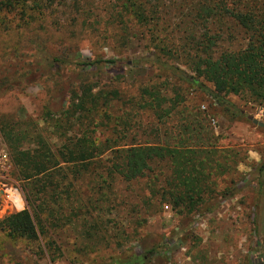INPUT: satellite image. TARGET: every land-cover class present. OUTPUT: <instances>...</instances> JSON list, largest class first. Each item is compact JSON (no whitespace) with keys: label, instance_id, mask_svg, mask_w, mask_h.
<instances>
[{"label":"trees","instance_id":"1","mask_svg":"<svg viewBox=\"0 0 264 264\" xmlns=\"http://www.w3.org/2000/svg\"><path fill=\"white\" fill-rule=\"evenodd\" d=\"M161 2L101 0L96 5V0H0V32L13 34L15 42L1 74L11 68L20 84H49V97L59 94L67 100L66 108L55 116L45 108L41 130L28 125L2 132L27 202L25 211L0 221V233L9 242L36 245L55 263L65 256L59 235L73 233L76 220L85 224L95 220L100 221L99 225L92 224L97 229L84 230L87 234L81 240L76 237L75 245L88 255L104 242L100 230L105 234L112 231L107 242L118 249L109 247L112 255L96 257L93 264H165L166 253L181 232L165 238L141 237L136 248H126L121 241L127 234L124 225L99 219L119 204L114 194L117 178L128 185L143 182L140 203L145 212L153 210L152 215L167 205L181 208L185 217L198 212L207 215L243 189V185L234 187L238 180L234 174L245 160L242 152L217 148L220 137L206 125H179L174 129L162 125V131L143 132L147 138L143 142L134 141L132 125H123L118 119L115 125H104L111 118V103L122 101L121 95L116 90L94 93L95 86L89 85L82 70L109 65L121 71L124 66L147 70L149 79L169 72L208 95L218 106L231 107L227 98L239 96L264 108V0H192L186 6V17L200 28V35L191 36L180 52L168 38L167 44H156L131 66L117 60L73 61L67 48L54 55L47 38L41 37V32L48 29L58 30L64 24L68 28L73 13L77 19L83 16L80 31L92 29L105 34L115 26L116 38L124 40L131 34L130 24H134L153 33ZM151 40L154 42V37ZM180 54L190 61L193 76L161 60ZM77 71L84 74L77 78ZM164 89L160 83L142 86L140 101L133 107L154 111L160 118L169 116L181 99L177 96L167 101ZM235 114L237 118L241 115L239 111ZM75 122L77 125H73ZM263 172L264 163L257 165V175ZM224 177L229 178L231 187L218 191V182ZM240 182L244 184L243 178ZM258 185L262 189V182ZM263 245L260 240L255 242L252 264H264Z\"/></svg>","mask_w":264,"mask_h":264},{"label":"rangeland","instance_id":"2","mask_svg":"<svg viewBox=\"0 0 264 264\" xmlns=\"http://www.w3.org/2000/svg\"><path fill=\"white\" fill-rule=\"evenodd\" d=\"M189 2L192 0H162L158 11V24L153 33H148L149 29L130 24L131 34L124 40L122 37L116 38L118 30L115 26L111 27L112 32L105 34L93 32L92 29L84 31L81 28L80 31L83 16H78L77 19L74 13L73 22L68 28L64 24L58 30L48 29L41 32V37L47 38L48 49L54 55L61 48H67L73 56V61L79 58L82 59L80 62L85 59L117 60L131 66L132 61L147 55L156 44H167L168 38L180 52L191 36L200 35V28L191 25L190 19L186 17V6ZM100 3L101 0H96V5ZM109 7L110 5L107 6ZM151 37H154V42ZM13 40V34L0 32V147L7 150L2 136L3 130L23 129L28 125H35L41 130L45 125V108L55 116L67 105V100L59 94L48 96L49 84L22 85L17 80L18 75L13 73L11 68L8 69L9 73L1 74L4 60L7 56H12L11 49L15 47ZM161 60L189 75H194L190 61L183 54L168 59L161 57ZM82 71L88 76L89 85L95 86L94 93L116 90L121 95L122 101L111 103V118L104 125H115V119L120 120L123 125H132L131 134L135 137L134 141L142 142L147 139L142 135L143 132L162 131V125L167 129H174L179 125H206L215 137H220L216 143L217 148L240 150L245 158L244 163L238 166L237 174H234L238 179L234 187L243 185V189L212 213L204 215L198 212L185 217L181 208L167 205L168 207L163 206L159 213L152 215L153 210L145 212L140 203V197L144 195L140 185L143 182L128 185L117 178L114 194L119 204L110 214L106 213L104 218L99 219L102 222L115 221L124 225L127 234L121 241L125 243L126 248H136L137 239L141 237L153 235L165 238L174 232H181L177 242L167 251L165 264H252L255 242L260 240L264 244V172L260 176L256 173V166L264 163V129L254 126L247 117L251 116L264 123V108L239 96L227 98L231 107L218 106L208 95L185 84L169 72H162L149 79L146 78L147 70H129L124 66H121V71L109 65H97ZM76 73L78 78L81 72ZM159 83L165 86L162 93L167 101L177 96L181 99L178 108L165 118H160L154 111L133 107L136 101H140L142 86ZM205 85L212 89L210 84ZM168 105L170 104L166 107L169 108ZM237 111L241 113L238 118L235 114ZM241 178L244 184H240ZM259 182L263 184L262 189L259 188ZM227 187H231L229 178L224 177L218 182L217 190L222 191ZM24 188L23 184V192ZM213 203L215 202L209 204ZM11 214L5 207H0V221ZM94 221L85 224L76 220L73 233L59 235L65 256L55 263L50 262L46 253L42 255L36 245L9 242L0 233V264H93L96 257L108 258L112 255L109 247L118 249L114 243L109 246L107 242L109 236L113 235L112 231L105 234L100 230L99 235L104 242H100L96 249H91L88 255L75 245L76 237L81 240L82 235L87 234L84 230L97 229V226L92 224L99 225L100 221ZM85 225L91 226L84 227ZM261 250L264 253V245Z\"/></svg>","mask_w":264,"mask_h":264},{"label":"built area","instance_id":"3","mask_svg":"<svg viewBox=\"0 0 264 264\" xmlns=\"http://www.w3.org/2000/svg\"><path fill=\"white\" fill-rule=\"evenodd\" d=\"M211 123L215 125L214 121ZM22 186L8 150L0 147V207H5L12 214L25 211L27 202Z\"/></svg>","mask_w":264,"mask_h":264},{"label":"water","instance_id":"4","mask_svg":"<svg viewBox=\"0 0 264 264\" xmlns=\"http://www.w3.org/2000/svg\"><path fill=\"white\" fill-rule=\"evenodd\" d=\"M248 121H250L254 126L260 128V129H264V123L257 121L256 119H254L251 116L247 117Z\"/></svg>","mask_w":264,"mask_h":264}]
</instances>
